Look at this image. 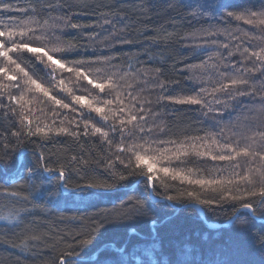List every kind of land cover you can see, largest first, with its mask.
I'll use <instances>...</instances> for the list:
<instances>
[{
  "label": "snow or ice",
  "instance_id": "obj_1",
  "mask_svg": "<svg viewBox=\"0 0 264 264\" xmlns=\"http://www.w3.org/2000/svg\"><path fill=\"white\" fill-rule=\"evenodd\" d=\"M166 6L157 27L145 0H0L7 247L40 264H264V0ZM177 209L231 236L197 258L167 242Z\"/></svg>",
  "mask_w": 264,
  "mask_h": 264
},
{
  "label": "trees",
  "instance_id": "obj_2",
  "mask_svg": "<svg viewBox=\"0 0 264 264\" xmlns=\"http://www.w3.org/2000/svg\"><path fill=\"white\" fill-rule=\"evenodd\" d=\"M131 2V0H129ZM179 2V0H177ZM145 3L149 5L152 9V11L149 13V15L152 17L150 21H147V23L150 26H161V25H167V21L169 17L176 16L175 11H171L167 8L168 0H145ZM132 11V9H129ZM179 23V20H177ZM151 35V33H148ZM139 47V46H137ZM132 51H135V48L131 49ZM124 51H129V49L126 47ZM171 63V61H169ZM135 186H130L129 191L134 188ZM114 198L112 200L110 199H104L100 201L97 205V207H92L87 209V211L84 213L85 215H91L94 214L98 208H104V207H110L111 202H113ZM168 211V210H165ZM73 213H66V215H72ZM170 218L172 220L177 221L179 224L183 225L182 231L177 232H166V238L167 242H170L173 245H176L179 247L181 243L183 242L185 245H188V242H192L194 246L196 247V251L199 253L201 251V245H204L203 251L204 253H209V242L208 237L210 236L211 239H215L217 241V247L220 246V239L223 237L224 240H227L231 236V232L229 230V224L222 215L220 216H209L208 222L211 224H215L219 231L216 230H210L206 225L202 224L199 219V212L193 211L190 213H182L181 210L177 209L174 213H170ZM53 221H56V225L59 228H64L65 224H67L69 227L77 228L78 222L72 221V222H65L60 223L55 216L51 217ZM165 223H167V219L165 220ZM118 236L117 232H110L106 234L105 239H108L111 237L112 239H116ZM159 253V249H158ZM93 254L92 252H87L84 254V264H96V261L94 258H92ZM0 258L6 259V264H40V257H33L30 255L22 254L18 252L16 249H12L7 247L6 244L3 242H0ZM253 258L258 259L259 258V252L256 251L253 253ZM157 259L164 264V262L167 261L168 256L167 254H159L157 256Z\"/></svg>",
  "mask_w": 264,
  "mask_h": 264
}]
</instances>
